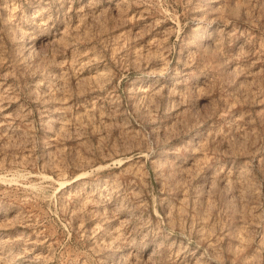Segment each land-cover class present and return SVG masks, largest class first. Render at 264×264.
<instances>
[{"label": "rangeland", "instance_id": "374dc122", "mask_svg": "<svg viewBox=\"0 0 264 264\" xmlns=\"http://www.w3.org/2000/svg\"><path fill=\"white\" fill-rule=\"evenodd\" d=\"M0 264H264V0H0Z\"/></svg>", "mask_w": 264, "mask_h": 264}, {"label": "bare ground", "instance_id": "6f19581e", "mask_svg": "<svg viewBox=\"0 0 264 264\" xmlns=\"http://www.w3.org/2000/svg\"><path fill=\"white\" fill-rule=\"evenodd\" d=\"M206 39V38H205ZM214 43V42H213ZM215 45V44H214ZM64 121V120H63ZM64 126V125H63ZM64 129V128H63ZM235 129V128H234ZM207 133V132H206ZM214 134V133H213ZM221 139V138H220ZM226 143V142H225ZM229 150V149H228ZM230 150H231V148H230ZM197 161V160H196ZM165 162V161H164ZM178 164V163H177ZM239 168V167H238ZM220 169V168H219ZM221 170V169H220ZM215 171V170H214ZM213 171V172H214ZM227 173V172H226ZM230 174V173H229ZM242 174V173H241ZM243 175V174H242ZM227 178V177H226ZM241 178H243V177H241ZM211 180V179H210ZM209 180V181H210ZM237 180V179H236ZM227 182V181H226ZM237 182V181H236ZM239 186V185H238ZM234 187V186H233ZM236 190V189H235ZM245 190V189H244ZM239 193V192H238ZM236 228V227H235ZM243 229V228H242ZM247 240V239H246ZM249 258V257H248ZM241 259V258H240Z\"/></svg>", "mask_w": 264, "mask_h": 264}]
</instances>
